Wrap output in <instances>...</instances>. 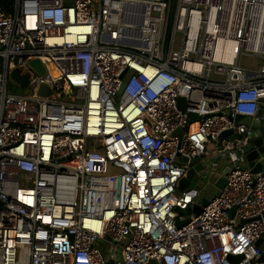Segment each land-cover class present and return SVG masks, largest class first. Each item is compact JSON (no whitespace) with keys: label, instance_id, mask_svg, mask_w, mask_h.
Masks as SVG:
<instances>
[{"label":"built area","instance_id":"2783aa9c","mask_svg":"<svg viewBox=\"0 0 264 264\" xmlns=\"http://www.w3.org/2000/svg\"><path fill=\"white\" fill-rule=\"evenodd\" d=\"M64 2L0 7V264H264V0Z\"/></svg>","mask_w":264,"mask_h":264},{"label":"water","instance_id":"95a60500","mask_svg":"<svg viewBox=\"0 0 264 264\" xmlns=\"http://www.w3.org/2000/svg\"><path fill=\"white\" fill-rule=\"evenodd\" d=\"M64 4H70L71 0H64ZM29 65L34 68L38 73H44V68L41 65L40 61L35 59L31 60L29 62ZM11 77L15 79L16 81H19L21 86H25L27 80L25 76H20L17 71H14L11 73ZM29 89V88H27ZM40 94L43 93H50L51 91L49 89H46L44 85H40L39 91ZM183 98L178 99V106L180 109L184 110V105H183ZM194 116L193 114H191ZM231 118V117H229ZM243 116L241 115H236L234 117V120L239 121L242 120ZM229 134H232V130L224 131L221 133V136H228ZM242 151L245 153V158L248 164V167L251 168L252 172H257V171H264V160L261 162H256V159L259 157L260 154L264 153V126L261 127V130L259 132V135L255 136L253 139H251L247 144L242 146ZM186 161V159H183ZM190 163L192 164V167H190L185 175L179 183H178V189L179 190H184L187 188L191 180L196 176V173L198 170H201L202 166L201 164L197 163V158H192L190 159ZM229 168H225L223 170L222 176L216 181L215 185L217 188H222L223 185L225 184V176L228 174ZM207 204V199H202V201L199 204H194L193 205V212L198 214L201 212L202 207ZM187 220H178L176 222V225L180 227L182 224L186 223ZM262 239H259L256 244L259 245L261 243ZM125 241H123L124 243ZM233 259L236 261L240 259V257H233ZM264 259V252L261 255V260Z\"/></svg>","mask_w":264,"mask_h":264},{"label":"rangeland","instance_id":"374dc122","mask_svg":"<svg viewBox=\"0 0 264 264\" xmlns=\"http://www.w3.org/2000/svg\"><path fill=\"white\" fill-rule=\"evenodd\" d=\"M221 48L218 47V50ZM262 64V58L260 57H256L250 53H243L240 56V60H239V65L241 67H244L246 69H250V70H256L257 68H259V66ZM9 90H11L12 92L15 93H20L21 88H14V87H9ZM199 180H201L199 182ZM208 180L206 179V177L201 178V174L195 176L192 180H191V185H196L199 189H200V193H201V197L199 199V203L202 201V199H204L205 197H210L212 194L217 192V189L214 187L213 191L211 190L210 186L207 185ZM184 214L186 215H190L193 214V206L190 205L189 208L186 211H183ZM149 264H155L154 262H150Z\"/></svg>","mask_w":264,"mask_h":264},{"label":"trees","instance_id":"16d2710c","mask_svg":"<svg viewBox=\"0 0 264 264\" xmlns=\"http://www.w3.org/2000/svg\"><path fill=\"white\" fill-rule=\"evenodd\" d=\"M13 5L14 0H0V7L6 13L13 11Z\"/></svg>","mask_w":264,"mask_h":264},{"label":"bare ground","instance_id":"6f19581e","mask_svg":"<svg viewBox=\"0 0 264 264\" xmlns=\"http://www.w3.org/2000/svg\"><path fill=\"white\" fill-rule=\"evenodd\" d=\"M227 42V43H226ZM224 44H226V46H231L232 45V43L230 42V41H225V40H222V39H220L219 40V44H218V46H217V51H216V57L218 56V52H219V50L222 48V46L224 45ZM221 46V48L218 50V47H220ZM186 65H188V66H194L195 68H199V65H197V64H191V63H186Z\"/></svg>","mask_w":264,"mask_h":264},{"label":"crops","instance_id":"0c3cea01","mask_svg":"<svg viewBox=\"0 0 264 264\" xmlns=\"http://www.w3.org/2000/svg\"><path fill=\"white\" fill-rule=\"evenodd\" d=\"M246 165L248 166L247 161H246Z\"/></svg>","mask_w":264,"mask_h":264}]
</instances>
